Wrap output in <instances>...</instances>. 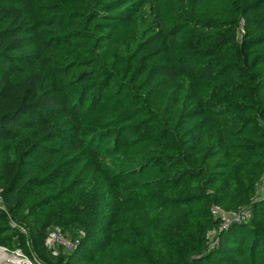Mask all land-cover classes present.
Instances as JSON below:
<instances>
[{"label":"trees","instance_id":"1","mask_svg":"<svg viewBox=\"0 0 264 264\" xmlns=\"http://www.w3.org/2000/svg\"><path fill=\"white\" fill-rule=\"evenodd\" d=\"M0 193L43 264H264V0H0Z\"/></svg>","mask_w":264,"mask_h":264},{"label":"rangeland","instance_id":"2","mask_svg":"<svg viewBox=\"0 0 264 264\" xmlns=\"http://www.w3.org/2000/svg\"><path fill=\"white\" fill-rule=\"evenodd\" d=\"M244 34V31L241 29V31L239 32V37L241 40L242 38V35ZM152 58V57H151ZM164 85V83H163ZM162 85V87L164 88V86ZM167 87L168 84L166 85ZM163 91V89H159V95L160 93ZM66 148V146H65ZM84 151V146L81 145V144H78L76 143L74 145V149H73V153L76 155V157L78 158L76 160V163L77 165H80L82 166L81 168V171L78 175V178H79V182H82L84 180H88L89 178H94L92 179V184L89 188V190H92V191H95L97 186L99 185L100 181L102 180L101 176L97 173H95V171L93 170V168L87 163V158L85 156V153L83 152ZM0 208L1 209H4L3 208V199H2V196H1V193H0ZM227 217V216H225ZM229 219H226L225 221H227ZM247 221V220H245ZM16 224V223H15ZM17 226V224H16ZM23 231V230H22ZM53 231H56V232H60L62 233L63 235H65L67 237V245L65 248L63 247H58L57 244H55V251L57 253L59 252H68L70 253L71 252V249H73V244H74V241L77 242V238L75 239V237H77V235L75 237H72L68 234V232H64V231H61L59 230L58 227H53L51 226L49 229H48V236L53 232ZM78 234V233H77ZM47 236V237H48ZM75 239V240H74ZM31 246L29 244H26L22 245L21 248L18 247L17 245V242L15 240H10L9 241V246L7 247H4V246H1L0 245V249L8 256H10L11 258L15 259L18 262V264H43L37 257V254L35 252L34 249H32V247L30 248ZM48 248V247H47ZM30 249V250H29ZM49 250V249H48ZM10 261H7V262H3V264H13V263H9ZM16 263V264H17Z\"/></svg>","mask_w":264,"mask_h":264},{"label":"built area","instance_id":"3","mask_svg":"<svg viewBox=\"0 0 264 264\" xmlns=\"http://www.w3.org/2000/svg\"><path fill=\"white\" fill-rule=\"evenodd\" d=\"M212 215L215 217H222L225 220L230 219V217H234L236 220L245 221L249 218V211L247 209L241 210L240 213L234 214V213H227L221 208L214 206L212 207ZM227 216V217H225ZM12 227H16V224L14 222L10 223ZM67 237L63 235L60 232L53 231L45 240V245L48 247L49 250L52 251L54 255L58 254L55 249V244L58 245V247H66L67 245Z\"/></svg>","mask_w":264,"mask_h":264},{"label":"bare ground","instance_id":"4","mask_svg":"<svg viewBox=\"0 0 264 264\" xmlns=\"http://www.w3.org/2000/svg\"><path fill=\"white\" fill-rule=\"evenodd\" d=\"M10 261L9 263H13L16 264L17 261L13 258H11L10 256L6 255L1 249H0V264H3V262H7ZM20 263V262H18ZM17 263V264H18Z\"/></svg>","mask_w":264,"mask_h":264}]
</instances>
